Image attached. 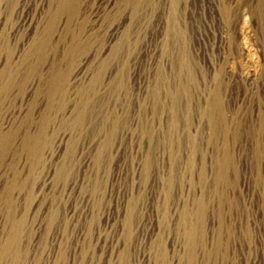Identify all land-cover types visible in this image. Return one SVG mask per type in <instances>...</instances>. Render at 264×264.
I'll return each instance as SVG.
<instances>
[{
	"label": "rangeland",
	"instance_id": "obj_1",
	"mask_svg": "<svg viewBox=\"0 0 264 264\" xmlns=\"http://www.w3.org/2000/svg\"><path fill=\"white\" fill-rule=\"evenodd\" d=\"M58 1L0 4V264H264V0Z\"/></svg>",
	"mask_w": 264,
	"mask_h": 264
},
{
	"label": "bare ground",
	"instance_id": "obj_2",
	"mask_svg": "<svg viewBox=\"0 0 264 264\" xmlns=\"http://www.w3.org/2000/svg\"><path fill=\"white\" fill-rule=\"evenodd\" d=\"M14 0H0V4L2 3V2H6L7 4H8V6H7V8H10V7H12V6H10V5H12V4H14V2H13ZM16 1V0H15ZM75 0H59L58 2H57V8H56V10L58 11V12H64L65 10H68V8L70 7L71 8V5L73 4V2H74ZM141 2H142V0H125V2L124 3H126L127 5H130L131 6V8H132V10L133 11H136V9L140 6V4H141ZM176 2V0H173V4ZM54 3V2H53ZM177 3V2H176ZM6 4V5H7ZM150 4V3H149ZM74 5V4H73ZM72 5V6H73ZM119 5V4H118ZM76 6V5H75ZM5 7V6H4ZM7 10V9H6ZM73 10V9H72ZM1 11V10H0ZM73 12V11H72ZM66 13V12H65ZM68 13H69V11H68ZM137 14V13H136ZM7 15V14H6ZM46 15V14H45ZM46 18V17H45ZM53 19V18H52ZM53 20H55V18L53 19ZM134 20H135V18H134ZM66 22V21H65ZM55 23V22H54ZM54 23L52 22V20L49 18V21L48 22H46V27H45V29H44V34H43V36H39V37H35L34 39H36L35 41H34V46H35V49L34 50H36V51H41L42 50V48H43V45H44V42H45V40H44V36H46L49 32H50V29L54 26ZM43 25V24H42ZM45 25V24H44ZM52 31H53V29H52ZM52 34V33H51ZM36 35H38V34H36ZM181 35L182 34H180V33H178V37H181ZM33 36V35H32ZM48 36V35H47ZM46 38V37H45ZM48 38H50V37H48ZM33 39V40H34ZM119 44H118V46H116V48L114 49V52H117L118 50H119ZM121 47V46H120ZM5 75V82L3 83V88H6V87H8V86H10V83L12 82V79H13V77H14V74L13 73H11L10 71L9 72H5L4 73ZM64 82V77H62V76H58V77H53L51 80H50V88H51V92L50 93H53L54 91L56 92L57 90L59 91V87L60 86H62V83ZM2 93V92H1ZM53 95V94H52ZM176 96L177 95H175V97L172 99V100H174L175 101V99H176ZM178 97V96H177ZM173 101V103H176V102H174ZM85 105V104H84ZM80 114H79V116H78V121H80L81 120V118H82V116H83V111H80L79 112ZM77 118V117H76ZM15 223V222H14ZM21 224L18 222V223H16L15 225H14V227H13V233H12V235L9 237V239L6 241V243L2 246V249H1V252H0V259H2V258H5V257H7V256H9L12 252H13V249H15L14 248V246L16 247V243H17V241H18V234H19V232H21L20 231V228H21ZM192 227V226H191ZM194 235H195V229H194V227H192V228H189L188 229V231H187V238H188V240H189V246H190V248L192 247V245H193V242H195L194 241ZM193 251V250H192ZM191 254V253H190ZM13 255V254H12ZM190 258H191V255H190Z\"/></svg>",
	"mask_w": 264,
	"mask_h": 264
}]
</instances>
